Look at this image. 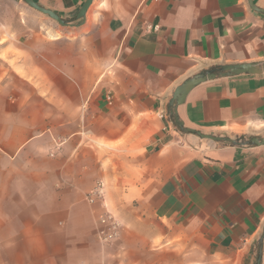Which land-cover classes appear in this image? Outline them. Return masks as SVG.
<instances>
[{
	"label": "crops",
	"instance_id": "crops-1",
	"mask_svg": "<svg viewBox=\"0 0 264 264\" xmlns=\"http://www.w3.org/2000/svg\"><path fill=\"white\" fill-rule=\"evenodd\" d=\"M34 1L71 22L0 0V264H178L177 241L202 264H257L264 144L196 151L168 109L203 70L264 62V13L248 0H93L72 20L87 0ZM178 116L263 137L264 72L197 85ZM98 181L123 224L106 246L104 207L86 199Z\"/></svg>",
	"mask_w": 264,
	"mask_h": 264
},
{
	"label": "water",
	"instance_id": "water-1",
	"mask_svg": "<svg viewBox=\"0 0 264 264\" xmlns=\"http://www.w3.org/2000/svg\"><path fill=\"white\" fill-rule=\"evenodd\" d=\"M29 6L38 10L39 12L48 15L53 20L57 21L61 25H67L71 20L62 18L56 12L44 8L39 5L34 0H24ZM93 0H87L80 11L77 13L75 18L72 20H78L86 16V12L91 5ZM250 6L259 12L264 13V9L257 7L253 0H248ZM264 72V62H250V63H236V64H226L220 65L212 69L203 70L200 73L186 79L181 85H179L169 101V113L174 120L177 128L184 134H195L201 138L208 139L214 142H223L233 146H258L264 144V136H252V137H230L225 135H216L214 133H206L200 130H195L193 128L185 126L183 121L178 116V106L183 104L190 93V91L197 85L206 82L208 80H213L219 77H232L241 74H260ZM264 249V230L257 243V264H262Z\"/></svg>",
	"mask_w": 264,
	"mask_h": 264
},
{
	"label": "rangeland",
	"instance_id": "rangeland-1",
	"mask_svg": "<svg viewBox=\"0 0 264 264\" xmlns=\"http://www.w3.org/2000/svg\"><path fill=\"white\" fill-rule=\"evenodd\" d=\"M50 22H53L55 24L58 23L57 21L53 19ZM259 131H261L260 127H255V126L250 127L249 126V127H245L242 129L230 128V129H223V130H217L214 132H206V133H214L216 135H225V136L237 138V137H252L256 133H260ZM182 137L187 145L191 146L193 149H195L196 151H200V152H206L213 146L223 143V142H214L208 139H204L195 134H182ZM115 213L120 219V215L117 209ZM120 222H121V219H120ZM122 228H123V224L121 222V230ZM175 247H176L175 253L177 255L178 261L182 260V262L181 263L178 262V264H189L188 263L189 259L192 260V264H202V262L205 259L203 256V253L200 250H196V249L188 250V248H186L184 244L179 241H177ZM152 250L154 251L155 249L152 248ZM149 258L151 261L156 260V257L154 258L149 257ZM160 258L166 259V257H163V256H161Z\"/></svg>",
	"mask_w": 264,
	"mask_h": 264
},
{
	"label": "built area",
	"instance_id": "built-area-1",
	"mask_svg": "<svg viewBox=\"0 0 264 264\" xmlns=\"http://www.w3.org/2000/svg\"><path fill=\"white\" fill-rule=\"evenodd\" d=\"M86 199L89 202L101 201L104 208L97 218V237L102 245L112 244L120 236L121 222L117 214L108 207L103 182L98 181L87 193Z\"/></svg>",
	"mask_w": 264,
	"mask_h": 264
}]
</instances>
